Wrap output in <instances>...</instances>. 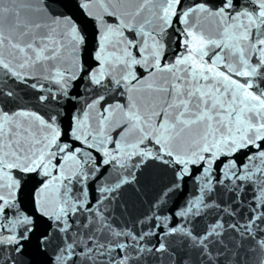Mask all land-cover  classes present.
Returning a JSON list of instances; mask_svg holds the SVG:
<instances>
[{
  "label": "snow or ice",
  "instance_id": "obj_1",
  "mask_svg": "<svg viewBox=\"0 0 264 264\" xmlns=\"http://www.w3.org/2000/svg\"><path fill=\"white\" fill-rule=\"evenodd\" d=\"M0 264H264V0H0Z\"/></svg>",
  "mask_w": 264,
  "mask_h": 264
}]
</instances>
